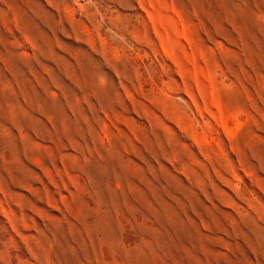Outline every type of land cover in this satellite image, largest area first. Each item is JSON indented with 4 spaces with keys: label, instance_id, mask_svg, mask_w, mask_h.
Masks as SVG:
<instances>
[{
    "label": "rangeland",
    "instance_id": "rangeland-1",
    "mask_svg": "<svg viewBox=\"0 0 264 264\" xmlns=\"http://www.w3.org/2000/svg\"><path fill=\"white\" fill-rule=\"evenodd\" d=\"M0 264H264V0H0Z\"/></svg>",
    "mask_w": 264,
    "mask_h": 264
},
{
    "label": "built area",
    "instance_id": "built-area-1",
    "mask_svg": "<svg viewBox=\"0 0 264 264\" xmlns=\"http://www.w3.org/2000/svg\"><path fill=\"white\" fill-rule=\"evenodd\" d=\"M82 1H85V0H82Z\"/></svg>",
    "mask_w": 264,
    "mask_h": 264
}]
</instances>
